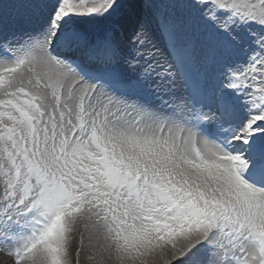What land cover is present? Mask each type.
I'll return each instance as SVG.
<instances>
[{
  "label": "snow or ice",
  "instance_id": "1",
  "mask_svg": "<svg viewBox=\"0 0 264 264\" xmlns=\"http://www.w3.org/2000/svg\"><path fill=\"white\" fill-rule=\"evenodd\" d=\"M178 2L195 17L160 30L191 102L181 118L169 110L175 73L149 60L125 80L114 44L76 27L152 0H30L51 4L43 29L0 36L10 264H264V0ZM213 71L219 123L200 107ZM145 86L159 104L138 94Z\"/></svg>",
  "mask_w": 264,
  "mask_h": 264
},
{
  "label": "rangeland",
  "instance_id": "2",
  "mask_svg": "<svg viewBox=\"0 0 264 264\" xmlns=\"http://www.w3.org/2000/svg\"><path fill=\"white\" fill-rule=\"evenodd\" d=\"M4 3L7 4V5H5ZM40 6L41 7L48 6L46 10L49 11V12L51 11V4L50 3H41ZM30 8H31V6H30V0H2V2H0V16H4L2 18V20H4L5 18H7V16L11 18V21L14 20V17L21 18V22L24 23V25L27 24V25H29L31 27H34V28H32L30 31H27V33H26L25 31H21V29L12 26V28L9 30L10 31L9 33H4L5 32V31L3 32V27L4 26L3 25H0V36H2L4 38H7V39H10V40L12 39V37H14L17 40H19V39H21L23 37H26V35H28V34L36 33V32L41 31L43 29V27L47 23L48 16H46L44 14L45 13L44 10H45L46 7L37 8L35 10L34 9H30ZM139 8H140V14H139V17L140 18L138 17L136 19V21L130 22L129 24L128 23H125L126 26H129V28L126 29V30L125 29H122L121 30V28H120L121 23H124L125 22L121 18V17H123L124 8L120 9L114 16L110 17L109 19H102V20H98V21H95V22H82V23L77 24L76 27H78L86 35V37L89 38V41H95V42L101 41L102 42L103 39H108L109 40L111 38L110 40L116 46H118V44H120L121 40L120 41L117 40V38L115 37V35L116 36H117V34L121 35L122 31H123V33H122L123 34V40H122V43L121 44L123 45V44H125V42L126 43L129 42V44L127 43V47L128 46L130 47V44H131L130 42L137 43L136 42V37H138L139 34L141 33L140 36H139V38H142V41H143L142 43L145 44L146 46L145 45L144 46L150 50L148 55L151 56L152 59H153V60L151 59V63L153 65L155 64V67L157 69H164L162 63L160 64V62H159V55H158L159 52H158L157 48L155 47V43H156L155 42L156 41L155 34L157 32H159V30H160V23H161V21L163 19H165V18H171V19H175V20L180 21L181 24H182V26H187V24L189 22V17L190 16L191 17H195V12L192 11L191 9H189L186 4L179 3L178 0H152V7H148L147 5H144V6L139 7ZM126 9H127V7H125V10ZM32 11H33V13H31L32 14L31 18L28 17V16H23L21 14V12H25V13L28 12L29 13V12H32ZM146 14L147 15L149 14L148 16H150V17H148ZM0 21H1V19H0ZM11 23L14 24V22H11ZM19 23H20V21H19ZM37 24H38V26H37ZM136 24H137V26H136ZM155 24H156V26H155ZM135 28L137 30H139V31H137ZM192 28L194 30L195 25H192ZM132 29H134V30H132ZM151 29H153V30H151ZM18 30H20V32ZM126 31H129L128 34H126ZM145 31H146V33H144ZM16 32H18V33H16ZM20 33H21V35H20ZM25 33H26V35H25ZM152 34L154 35V37H152ZM146 36H147V38L148 37L149 38L147 39ZM114 38L117 41L114 40ZM162 41L166 43V40L163 37H162ZM142 43L140 45H142ZM122 45L121 46L119 45L120 46V49H118L115 46V48L117 49L116 55H118L117 54L118 51L125 49L124 45L123 46ZM137 47H139V44H138ZM162 48H163V46H162ZM137 49H136V52H137ZM167 51L165 52L164 56H165V58L168 57L170 59V56H169V54H168ZM115 59H116L115 64L113 63L111 65V67H112V69L114 71L116 70L117 67L118 68L121 67L119 65V63L121 61V56H116ZM139 59H140V57L138 56L137 57V60H136V63L138 61V63L141 64L139 62L140 61ZM243 59H244L243 55L236 57V60L237 61H243ZM77 62H83V61L77 60ZM121 63H122V61H121ZM158 63H159V66H157ZM128 69H130L132 71V73L135 72V68H133L130 65H129ZM175 72L176 71L174 70V73ZM116 73H118V72H116ZM177 74H179L178 71H177ZM177 74L175 75V77L178 79ZM207 75H206V79H207V86L208 87L206 88L207 91H206V100H205V102L209 100L210 106L208 108L211 109L210 107H211V103H212V93L219 86V80H218V78L216 76V73L214 71L207 73ZM135 80L136 79H134V81ZM73 83L74 82H72V84ZM140 93H141V95L145 99H148L149 98L148 97L149 94L146 93V91L145 92H140ZM178 98L180 99V101H178ZM182 99L183 98H180V96L178 94H176L175 97H172V100L175 102V104H179L180 105V107L177 108V112H176L177 113V117H179L180 115L182 117H184L185 115L187 116V115L190 114V109H187L188 112H187L186 109H183L184 104L182 102L183 101ZM175 104H173L174 107H175ZM208 108L206 109V111H208L207 112V115L213 116L215 118V121L217 123H219V117L215 115V110L212 108V110L209 111ZM169 110H172L171 109V106H170V109ZM209 123H211V121ZM174 264H179V262L178 261L177 262H174Z\"/></svg>",
  "mask_w": 264,
  "mask_h": 264
},
{
  "label": "bare ground",
  "instance_id": "3",
  "mask_svg": "<svg viewBox=\"0 0 264 264\" xmlns=\"http://www.w3.org/2000/svg\"><path fill=\"white\" fill-rule=\"evenodd\" d=\"M5 4V3H4ZM23 4V3H22ZM25 4V3H24ZM5 5H7V4H5ZM20 5V4H19ZM9 6V5H8ZM3 7V6H2ZM21 7V6H20ZM43 7H46L45 8V10H44V14L46 15V16H48V14H49V11H47L46 9H47V7L48 6H43ZM43 7H39V8H43ZM10 8V7H9ZM6 9V8H5ZM11 9V8H10ZM14 9V8H13ZM23 9V8H22ZM30 9H37V8H35V7H31ZM29 9V10H30ZM12 10V9H11ZM27 10V9H26ZM5 11V10H4ZM3 11V12H4ZM42 12V11H41ZM16 13V12H15ZM31 13H33V11L32 12H21V14L23 15V16H28V17H30L31 18V16H32V14ZM48 13V14H47ZM139 14H140V8L139 7H136V8H128L127 7V9L125 10V8H124V12H123V17H121L125 22L124 23H121V25H120V28H121V30L122 29H128L129 28V26H126L125 25V23H130V22H133V21H136V19L139 17ZM4 15V14H3ZM13 15V14H12ZM147 15V14H146ZM149 15V14H148ZM147 15V16H148ZM11 16V15H10ZM16 16V15H15ZM21 16V15H20ZM142 16V15H141ZM4 16H0V19H1V21H0V25H3L4 27H3V32L4 33H9L10 31V29L12 28V26H14V27H17V28H19V29H21V31H25L26 33H27V31H30L32 28H34V27H31V26H29V25H27V24H25L24 25V23H22L21 22V18H17V17H14V20L13 21H11V18L10 17H8L7 16V18H5L4 20H2V18H3ZM148 17H150V16H148ZM152 17V16H151ZM26 18V17H25ZM140 18V17H139ZM154 18V17H153ZM24 19V18H23ZM41 20V19H40ZM154 20V19H153ZM17 21V22H16ZM19 21H20V23H19ZM28 21V20H27ZM39 21V20H38ZM44 21V20H43ZM11 22H14V24L13 23H11ZM25 22V21H24ZM148 22V21H147ZM27 23V22H26ZM30 23V22H29ZM142 23V22H141ZM141 25V24H140ZM149 25V24H148ZM35 26V25H34ZM37 26H38V24H37ZM41 26V25H40ZM136 26H137V24H136ZM155 26H156V24H155ZM150 27V26H149ZM142 28V27H141ZM146 28V27H145ZM136 29V28H135ZM37 30V29H36ZM131 30V29H130ZM132 30H134V29H132ZM137 30V29H136ZM135 30V31H136ZM143 30V29H142ZM151 30H153V29H151ZM19 32H20V30H18ZM137 31H139V30H137ZM128 32L129 31H126V34H128ZM16 33H18V32H16ZM26 33H25V35H26ZM122 33H123V31H122ZM121 33V35H119V34H117V36H116V38H117V40H121V38L123 37V34ZM136 33V32H135ZM139 33V32H138ZM144 33H146V31L144 32ZM13 34V33H12ZM141 34V33H140ZM140 34H139V36H140ZM2 35V34H1ZM20 35H21V33H20ZM29 35V34H28ZM135 35V34H134ZM137 35V34H136ZM145 35V34H144ZM12 36V35H11ZM27 36V35H26ZM132 36V35H131ZM138 36V35H137ZM148 36V35H147ZM147 36H146V38H147ZM145 37V36H144ZM152 37H154V35L152 34ZM12 38H14V37H12ZM149 38V37H148ZM147 38V39H148ZM155 38H156V43H155V47L157 48V50H158V55H159V62H160V64L162 63V65H163V67H164V69H167V70H170L171 72H173L174 73V70H176V68L174 69V67H173V61H172V58L170 57V59L167 57V58H165V56H164V54H165V52L167 51L168 52V54H169V48H168V45H167V43H165V42H163L162 41V34H161V30H159V32H157L156 34H155ZM141 40H142V38H140ZM88 40H89V38H88ZM136 41H137V37H136ZM131 44H130V47H127V48H125V49H123V50H120L119 51V54L118 55H116V56H121V61H122V63H121V61H120V63H119V65L121 66L120 68H116V72H118V74L119 75H121L125 80H129V81H134V79H137L138 77L139 78H142V70L144 69V67H145V64L150 60L151 61V59H152V57L151 56H149L148 54H149V49L148 48H146L145 46V44H143L142 43V45H140L139 44V47H137L138 46V44L137 43H135V42H130ZM147 43V42H146ZM145 45V46H144ZM154 46V45H153ZM162 46H163V48H162ZM148 47V46H147ZM151 47V46H150ZM138 48V49H137ZM136 49H137V52H136ZM152 49V48H151ZM155 50V49H154ZM153 50V51H154ZM156 51V50H155ZM155 53V52H154ZM156 55V54H155ZM140 57V63L141 64H139L138 63V61H137V63H136V60H137V57ZM170 56V55H169ZM153 60V59H152ZM153 62V61H152ZM155 62V61H154ZM158 62V61H157ZM157 64V63H156ZM173 64V65H172ZM129 65L130 66H132L133 68H135V72L134 73H132V71L130 70V69H128V67H129ZM155 65V64H154ZM157 66H159V63H158V65ZM207 75V74H206ZM208 76V75H207ZM72 82H75L74 80H72V79H70L69 81H68V85L67 86H70L71 84H72ZM183 83V81L182 80H180L179 81V79H177L176 77H175V84H174V92L176 93V94H178L179 96H180V98H183L184 99V96L186 97L187 95H185L186 94V92H185V89H184V87L181 85V83ZM148 84L150 85L151 84V82L149 81L148 82ZM205 85H206V83H205ZM77 87H79L78 85H77ZM147 88H149L148 90L149 91H146L144 88H142V91H146V93H149L150 94V97H151V95L154 93V92H156L157 91V89L154 87V86H146V89ZM206 88V87H205ZM141 90V89H140ZM140 90H138V94L140 93ZM207 91V90H206ZM79 94V93H78ZM152 98H154V97H152ZM151 98V99H152ZM182 99V100H183ZM178 101H180V99L178 98ZM153 103H155L154 101H152ZM189 103V102H188ZM157 104V103H156ZM184 106H188V104L187 103H184ZM204 106H205V109H207L208 107L206 106V104H204ZM204 106H203V104H201L200 105V107H201V109H203L204 108ZM210 108H212V107H210ZM171 109H174L176 112H177V108H175L174 107V105H171ZM208 110L210 111L211 109H209L208 108ZM187 112H188V110H187ZM179 116V115H178ZM181 116V115H180ZM179 116V117H180ZM186 116V115H185ZM178 117V118H179ZM182 117V116H181ZM180 117V118H181ZM10 263V261H9V258L7 257V256H4L3 255V253H0V264H9ZM156 264H163V261H161V260H159V258H157V261H156Z\"/></svg>",
  "mask_w": 264,
  "mask_h": 264
}]
</instances>
